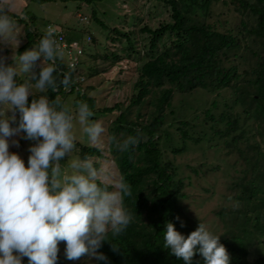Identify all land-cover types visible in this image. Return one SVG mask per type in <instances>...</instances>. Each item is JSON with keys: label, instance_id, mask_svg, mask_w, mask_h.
I'll list each match as a JSON object with an SVG mask.
<instances>
[{"label": "trees", "instance_id": "1", "mask_svg": "<svg viewBox=\"0 0 264 264\" xmlns=\"http://www.w3.org/2000/svg\"><path fill=\"white\" fill-rule=\"evenodd\" d=\"M58 1L91 4L101 0ZM154 1L168 8L169 19L153 28L146 24L141 27L140 33L148 39L142 57L131 31L108 28L93 17L100 27L114 34L113 41L124 39L119 51L125 56L130 57L131 53L140 56L133 83L135 92L128 106L122 110L115 104L100 110L101 113L119 111L108 135L137 138V143L124 152L108 144L119 175L131 186V195L125 198V204L134 219L124 233L112 238L119 246L115 251L108 241L102 242L98 251L107 256L108 264H183L163 247V224L171 221L177 231L187 235L199 222L186 216L182 207L185 179L179 176L170 154L172 157L184 154L199 144L215 140L228 153L234 152L241 163L234 165V176L228 184L232 194L223 196L225 205L215 213L222 224L219 241L229 254L230 264H264V256L252 258V252L264 250V55L256 52L244 37L248 31L264 40V0ZM217 3L228 5L240 18L250 13L255 24L247 30L242 19L236 32L221 31L207 21L211 6ZM191 8L202 10L201 22L190 21ZM28 21L33 22L29 18ZM25 25L26 43L18 52L30 48L43 35ZM75 40L67 37L68 43ZM93 42L94 37L87 34L84 43ZM83 55L93 60L100 58L86 54L85 50ZM101 58L107 69V65H116L121 56L116 50L111 52L112 62L107 63V56ZM236 59L240 60L239 64L235 63ZM84 62L71 70L72 86L49 92L50 98L61 99L60 95L74 92L73 104L84 100L93 110L94 99L87 97L80 87L78 71L84 70ZM57 63L61 70H68L61 59ZM38 70V66L33 69ZM197 89L213 96L207 106L189 117L173 115L175 95ZM32 98L30 95L27 99ZM143 110L147 113H141ZM75 147L78 156L88 155L97 161L103 156L97 147L78 143ZM177 215L184 227L174 219ZM26 261L24 257L22 264ZM192 262L202 264V258L194 253Z\"/></svg>", "mask_w": 264, "mask_h": 264}, {"label": "clouds", "instance_id": "2", "mask_svg": "<svg viewBox=\"0 0 264 264\" xmlns=\"http://www.w3.org/2000/svg\"><path fill=\"white\" fill-rule=\"evenodd\" d=\"M18 7V0H0V43L13 50L20 37ZM54 32L49 26L30 48L13 51L10 63L0 54V264H22V257L26 264H56L61 241L66 260L86 254L96 264H108L107 256L98 251L102 242L108 241L115 251L119 246L112 238L134 219L125 204L131 186L123 176L88 155L69 157L75 148L74 123L98 149L107 143L124 152L137 138L104 136V127L92 118L86 101L76 100L69 107L49 97L61 86H72V66L67 71L58 67L62 50ZM38 59V72L31 71ZM8 110L12 114H6ZM17 136L34 141L28 145L26 162L9 150L10 143L18 146ZM174 219L184 227L178 215ZM163 247L183 264H193L194 253L202 264H230L219 235L202 222L187 235L173 222H165Z\"/></svg>", "mask_w": 264, "mask_h": 264}, {"label": "rangeland", "instance_id": "3", "mask_svg": "<svg viewBox=\"0 0 264 264\" xmlns=\"http://www.w3.org/2000/svg\"><path fill=\"white\" fill-rule=\"evenodd\" d=\"M18 5V12L21 13V17L24 16L23 19L20 17L21 21L17 25L20 36L19 43L14 50L7 44L0 43V54L8 57L6 62H11L10 58L13 51L17 54L24 51L18 52V49L26 43L25 24H28L30 29H35L39 33H44L47 25H55L67 37L79 41L86 54L98 55L100 58L107 56V63L108 61L112 62L111 52L118 50L121 56L120 61L112 67L107 65V69L102 58L93 60L87 58L88 55L81 57V61L85 62L80 87L86 92L87 97L94 99L92 118L102 124L105 130L104 136H107L108 129L119 111L101 113L100 110L112 107L115 104H119L122 110L128 106L129 100L135 92L133 89V83L137 76L135 69L137 64L140 63V56L142 57L147 49L148 39L145 34L140 33V29L145 24L153 28L161 21H167L169 19L168 8L154 0H101L91 4H84L79 1L41 2L39 0H18ZM188 15L192 23L201 22L204 18L202 10L197 8H191ZM93 17L100 20L108 28L114 27L121 32L131 31L133 42L136 50L140 52V56L133 53L130 54V57L125 56L124 53L119 51L121 47L123 48L124 39L113 41L111 38L114 34H109L108 30L100 27ZM28 18L33 22L28 21ZM242 19L247 30L255 24V18L250 13L246 12L244 17L240 18L232 12V8L228 5L217 3L211 6L207 21L216 28L218 26L221 31L236 32ZM87 34L94 37V42L89 45L84 43ZM244 37L256 52L264 55V40L258 39L248 31L244 34ZM60 59L61 62L66 64L63 57ZM40 63L41 61L38 59L31 71L36 66L39 67ZM235 63L239 64L240 60L236 59ZM94 69L97 70V73L94 72ZM74 96L75 93L70 92L59 97L69 107H72ZM212 99L213 96L201 89L177 94L173 100L175 107L173 115L192 116V114L194 115L206 107ZM141 113L145 114L147 112L143 110ZM6 114H12V110H8ZM134 115V111H131L132 118H134ZM73 132L75 144L96 147L87 140L78 124L74 123ZM15 139L18 141V146L10 143L9 150L20 154L26 162L28 145L34 143V141L22 139L19 136ZM100 151L103 156L98 161L107 163L114 175L120 176L113 162V157L108 151V144L105 143ZM77 156L75 147L69 157ZM170 156L174 166L178 168L179 176L185 179L183 192L186 196L182 200V207L186 216L197 219L198 222L204 223L213 234L220 235L222 224L215 213L220 210L222 205H225L223 196L232 194L233 190L229 189L228 184L234 176V165H241L238 158L236 159L234 152L228 153L224 145L215 140L199 144L184 154L174 157L170 154ZM66 161L67 156L62 158L60 162L63 164ZM236 168L237 170L240 169V167ZM63 247L64 242H58L59 250L56 264H96L95 259L88 257L86 254L75 260L64 259ZM254 255L264 256V250L258 249L257 252H252V258H254Z\"/></svg>", "mask_w": 264, "mask_h": 264}, {"label": "built area", "instance_id": "4", "mask_svg": "<svg viewBox=\"0 0 264 264\" xmlns=\"http://www.w3.org/2000/svg\"><path fill=\"white\" fill-rule=\"evenodd\" d=\"M49 26L53 27L55 30L54 35L62 50V57L66 60V67L68 68V66L71 65V70L78 69L84 52L82 44L77 40L68 43L66 34L60 28L55 25H47L46 30ZM83 74L84 72L82 70L78 71L80 81L83 80Z\"/></svg>", "mask_w": 264, "mask_h": 264}]
</instances>
